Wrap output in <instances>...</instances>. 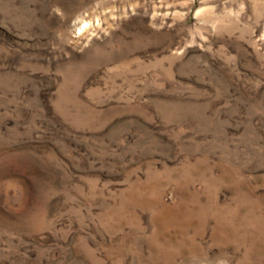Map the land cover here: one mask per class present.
I'll use <instances>...</instances> for the list:
<instances>
[{
  "label": "rangeland",
  "instance_id": "374dc122",
  "mask_svg": "<svg viewBox=\"0 0 264 264\" xmlns=\"http://www.w3.org/2000/svg\"><path fill=\"white\" fill-rule=\"evenodd\" d=\"M0 264H264V0H0Z\"/></svg>",
  "mask_w": 264,
  "mask_h": 264
}]
</instances>
